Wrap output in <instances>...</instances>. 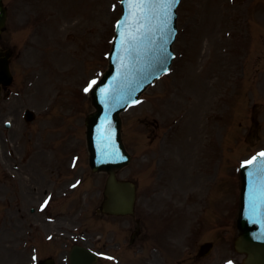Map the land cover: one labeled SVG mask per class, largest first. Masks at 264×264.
I'll return each mask as SVG.
<instances>
[{
    "label": "rangeland",
    "instance_id": "rangeland-1",
    "mask_svg": "<svg viewBox=\"0 0 264 264\" xmlns=\"http://www.w3.org/2000/svg\"><path fill=\"white\" fill-rule=\"evenodd\" d=\"M59 1L49 0L51 7L65 16L64 19H60L62 23L69 22L71 15H75L82 24V29L92 27L91 21L93 26L96 25V39L95 35L91 39L88 34V54L85 56L84 51L82 52L87 64L81 67L75 64L77 61L71 57L74 50L72 42L61 40L60 46L53 51L50 41L45 36L39 39L38 49L26 55L22 63L30 64L33 60L39 59L42 61V56L45 55L50 56L49 59L58 67L56 73L40 68L42 72L28 74L27 68L26 75H19L21 82H24L22 95L12 96L0 107V157H3L4 165L11 170L15 164L24 169L22 160L28 156L31 164L26 171H22L25 173L23 180H30L26 178L28 172L34 173L37 178V175H42L43 170L47 175L45 179L47 183L52 181L51 178L59 179L54 185L66 184L76 175L88 170L87 176L92 177L87 182V188H90L99 186L105 180L104 174L91 175L87 167L84 120L92 106L90 102L82 103L80 107L68 104L73 103L76 98L83 99L77 94L76 89L87 80L96 77L106 66L105 52L109 47L108 40L113 32V23L119 13V0H64L61 5L58 4ZM65 3L67 4L62 8ZM257 4V0H182L179 7V34L174 46L177 58L172 72L152 86L137 107L124 114L126 141L135 154L133 165L128 171L138 172L144 147L152 146L153 150L161 147L163 155L171 151L172 169L181 168L180 158H187L184 169L189 174L193 171V163L200 161L197 153L201 148H218L219 140L221 141L225 148L227 177L224 179V189L221 180H218L213 185L211 194L212 201L216 202L220 196L225 197L229 232L233 230L238 201V181L233 174L235 167L256 150L264 148V61L259 60L264 50V6L259 7ZM12 27L13 24L10 22L5 34L7 40H11ZM242 35L245 37L242 49L235 48V41ZM94 39L97 46L90 48V42ZM91 57L93 60L97 59L95 65L92 64ZM240 60L245 62L246 66L244 77H241L240 72H224L231 70L236 64L239 69ZM59 68L62 74L59 73ZM29 82H33V86L30 87ZM63 84L72 90L67 93L68 97L56 99L54 102ZM29 91L36 93L31 96ZM250 91L253 92L252 95ZM68 99H71L69 103ZM256 101L260 102V105L257 110L254 109L252 117L257 123L251 126L250 111ZM50 102L55 106L49 104ZM63 103H67L65 110L61 106ZM28 104H33L38 109L50 106V110L46 107L39 110L44 113L37 122L30 125L33 132L30 139L21 136L23 121L19 120L21 108ZM219 109H222L225 119L223 120L221 116L222 120L216 123L213 117ZM246 109L249 112L247 118ZM70 114L74 116L69 117ZM61 116H66L67 122L61 123ZM7 119L12 120L14 124L19 120V133L5 127L4 121ZM235 119L237 123L241 121L237 132H233L232 123ZM160 122L164 126L163 129H159ZM246 122L247 127L244 125ZM171 123L175 126L166 133L168 124ZM41 129L46 142L41 137L39 141ZM58 131L63 134V141L57 139ZM150 132L152 140L148 141ZM64 144L66 146L69 144L76 150V154L80 155V162L76 170L67 168L65 171V166L61 175L57 177L53 171L55 154L60 155V149L62 151ZM51 145L55 148L52 155L36 154L37 149L43 148L47 151ZM191 150H194V155L191 154ZM2 175L0 173V176ZM5 185H9L6 180H0V201L10 200L8 207L14 204L8 208L9 211L17 213L19 210L17 216L21 237L24 229L25 232H29L30 223L43 221L35 213H29L30 207L37 204L35 197L41 188L32 187L30 184L21 186V192L17 197L21 202V209L16 205V193ZM75 197L78 198V195ZM93 203L90 202L89 208ZM73 204L71 202L70 206ZM0 209L6 210L5 205H1ZM69 212L68 209L65 228L75 232L73 228L79 218L70 216L73 213ZM84 222L94 235L97 230L96 224L87 220ZM41 228L40 233L34 232L35 238L46 243L48 241H45L44 227ZM76 237L80 238L67 233L66 242L69 244ZM230 248L231 245H228V249ZM229 255L231 254L227 253V256Z\"/></svg>",
    "mask_w": 264,
    "mask_h": 264
},
{
    "label": "water",
    "instance_id": "water-1",
    "mask_svg": "<svg viewBox=\"0 0 264 264\" xmlns=\"http://www.w3.org/2000/svg\"><path fill=\"white\" fill-rule=\"evenodd\" d=\"M250 186L253 183H249ZM254 207L249 204L250 209L254 213V217L258 226L253 230V237H249L245 246L249 248L250 257L249 264H264V224L260 221L256 203L252 202Z\"/></svg>",
    "mask_w": 264,
    "mask_h": 264
},
{
    "label": "snow or ice",
    "instance_id": "snow-or-ice-1",
    "mask_svg": "<svg viewBox=\"0 0 264 264\" xmlns=\"http://www.w3.org/2000/svg\"><path fill=\"white\" fill-rule=\"evenodd\" d=\"M178 2L179 0H137L135 3H129V8L138 10L141 15L151 10L159 9L165 17L164 22L166 26V20L170 16L172 7ZM121 35L123 36V33H121ZM93 83L95 82L93 81ZM85 91H88V89L86 88Z\"/></svg>",
    "mask_w": 264,
    "mask_h": 264
}]
</instances>
